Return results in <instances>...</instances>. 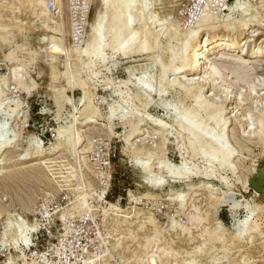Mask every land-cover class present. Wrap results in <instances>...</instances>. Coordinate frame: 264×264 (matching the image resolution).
<instances>
[{
	"label": "rangeland",
	"instance_id": "rangeland-1",
	"mask_svg": "<svg viewBox=\"0 0 264 264\" xmlns=\"http://www.w3.org/2000/svg\"><path fill=\"white\" fill-rule=\"evenodd\" d=\"M1 1L11 13L6 7L0 8L2 15H0V33L5 36L0 38V88L3 90L0 96V103L3 104L0 111V125L3 124L8 131L11 143L4 153H0V161L2 160L4 171L7 172L5 176H0V264H39L33 251L51 252L52 245L57 243L63 234L59 220L70 216L78 217L86 211L75 209L76 204L81 201L80 197L83 196L87 202L84 199L82 201L92 209L89 208L88 211H94L99 235L102 238V241L100 239L102 249L109 255L111 264H131L146 251L151 253L152 246L146 250L143 245L146 239L156 234L154 225L160 230L159 250L153 247L157 254L160 253L158 264H174L185 259H194V264H228L229 262H231L229 264H264V208L262 209L264 207V144L255 135V138L244 135V130L249 127L248 122L244 120V124L241 123L243 128L236 127V132L229 140V144L240 147L237 158L233 159L236 167L228 170L218 164L211 165L200 154L193 155L189 144L190 135L175 121L177 115L171 105L174 103L181 109L185 106L184 111L190 107L197 110L199 109L197 101L191 99L184 91L180 94L176 93L173 88L169 89L167 95L161 99L158 92L151 91L144 85V82L150 78H153L155 85H158L161 75L160 61L167 62L172 54L168 49L171 41L166 35L160 34L158 41L152 39L151 43L154 41L155 46L150 51L131 53L106 47L105 57L96 58L79 51L88 46L91 35L90 24L98 10L97 2L85 0V11H88V14L86 13V20L77 27L72 20L70 0H61L60 12L57 14H51L47 6L50 18L56 19L62 15L64 16H60L62 20L65 18L63 22L68 24L65 23L66 27L62 23V29L64 28V32L67 33L60 30L59 32L62 33L60 34L46 32L42 24L43 18L40 17L41 20L35 15V12H39L40 6L35 10L30 8L28 14L26 11L30 9L24 10L27 5L25 1L22 5L16 0L13 2L0 0V3ZM167 1L162 2L167 5ZM182 1H179L180 7L177 4L178 11L175 8L177 12H174L175 10L170 12L169 23L184 22L183 25L194 27L205 11L219 16L221 21L224 20L230 13L228 5L233 4L235 0H198L195 7L191 0ZM249 1L253 4L259 2V0ZM45 3L47 4V0ZM161 8L163 11L167 10L165 9L167 6L164 8L162 5ZM19 29L24 30L19 33ZM107 30L104 29V32ZM204 32L209 33L208 30ZM48 34L60 38L63 54L46 57L47 53L37 55L33 52L39 44L43 45L45 50H49L51 42L40 40ZM246 35L247 30L244 32L242 29L237 36L238 48L234 52L224 51V53L240 55L241 47L246 43ZM74 36L77 38L75 41ZM111 38L112 33H107L106 39L110 41ZM260 38L264 39V35ZM254 43V41L248 42L246 45L253 47ZM137 45L136 41L135 46ZM219 55L220 53H207L206 61H215ZM91 59L94 62L88 66L86 63ZM248 60L249 67H253L247 71V79H244L246 82L238 80L236 74L231 75L230 71L237 66L231 62L227 64L228 70L223 71L226 83L220 81L222 87L230 85L233 89L234 103L237 101L235 95L239 97L241 93L246 94V100L242 101L240 107L245 106L244 109L248 111L251 108L252 113L246 111L248 117L252 115V119L249 118L248 121L256 123L253 114L262 106L259 104L264 102L261 100L264 98V57L251 59L248 57ZM52 62L57 64L55 66L57 73L68 67L70 73L74 72L76 76L74 80L60 78L57 73L52 72L49 65ZM62 63H67V66ZM181 74L179 70L177 73L169 72L171 78ZM16 77L24 84H19ZM78 79L87 83L89 97L92 99L90 101L93 106L99 108L97 117L93 118L95 123L84 125L90 113L85 109V100L82 102L83 89L78 86L69 88L70 84L79 81ZM192 108L189 110L192 111ZM149 115L153 120L147 118ZM153 116L167 121L168 125L166 124L163 135L158 132L155 134ZM247 116L242 118H248ZM135 127L136 129L139 127L138 132H131ZM64 128L70 130L74 137L81 139L78 149L77 147L76 150L74 149L76 153H69L67 145L56 146L63 139H60L59 134L58 138L57 133ZM146 134L152 139L149 142L151 147H148L156 152L153 153L154 155L157 154V157L150 156L152 160L149 161L151 169L148 174L136 161L138 156L145 158L148 156L144 155V152L134 151L129 145L131 142H139V139L146 137ZM32 137H36L41 148H45L47 152H50L49 149L52 150V146L59 148L52 150L53 155L47 157L51 159V162L47 163L51 165L49 166L51 170L44 164L33 165L35 160L27 162L18 160L19 155L23 157L27 150L33 152L29 140ZM151 143L154 145L159 143L162 149H155ZM84 146L88 148L86 153ZM81 156L86 157V164L82 162ZM159 160L170 166L174 165L171 166L174 169L177 165L181 167L186 161L189 163L187 168L198 174L193 173L188 179L172 177L168 173V168L166 171L165 168L162 170L164 166ZM160 165L163 167L159 168ZM206 173L210 176L205 175ZM163 175L165 176L162 177ZM160 178H166L167 181L157 186L155 181ZM153 183L155 187H152ZM190 185L195 189H191ZM182 192L190 193L185 196V205L182 204L180 195H177L183 194ZM225 194L229 201L221 200L222 195ZM171 195H176L174 196L176 199L179 197L175 200ZM237 201L239 206L232 208ZM248 206L257 207L259 211L252 213ZM44 211L51 214L50 223L52 220L58 222L51 238H42L35 234L32 236V232L38 227L33 219ZM191 215H195L193 219L189 218ZM247 219L253 229L238 234L242 221ZM172 220L177 223L179 221L180 224L172 228ZM22 221H26L29 226L33 225V228H28L27 234L25 233L27 237L29 236L27 240L30 238L28 242L26 241L27 244L23 240L25 234L21 236L16 228L17 223ZM220 223L224 229L218 228ZM179 225L188 227L189 231ZM31 244L32 250L29 251ZM166 249L171 253L165 255ZM133 257L136 258L132 260ZM91 263L93 264L92 261Z\"/></svg>",
	"mask_w": 264,
	"mask_h": 264
},
{
	"label": "bare ground",
	"instance_id": "bare-ground-1",
	"mask_svg": "<svg viewBox=\"0 0 264 264\" xmlns=\"http://www.w3.org/2000/svg\"><path fill=\"white\" fill-rule=\"evenodd\" d=\"M6 1H4V2H6ZM13 1L14 0H12V2ZM16 1L20 2L21 5L23 3L25 4V2L27 3V5H25V9H24L25 11L30 9V8H33L35 10L37 6H40L39 12H35V15H36V18L37 17L43 18V20L41 18L40 19L42 20V24H43L44 28L47 30V31L45 30L46 32L49 31V32H53V33L62 34L61 32H59L60 30H62L63 33H67L66 31L64 32V30H63L64 28L62 29V23H64L63 20L65 18L62 20V18L60 17L62 15H60L59 18H56V19L50 18L49 14H48V9H47L48 5L45 3V0H16ZM93 1L97 2L98 10H97L95 17L93 18L92 23L90 24V30H91L90 34L91 35H90V39L88 41V46L86 48L80 50L79 51L80 53L91 55V56L93 55L96 58H100V57H105L106 47H114L115 50H117V51H124V52H131V53L132 52H140V51L145 52L148 50L150 51L155 46L154 41H158L157 39H159L158 36H160V34H164V36L166 35V37L171 41V45H169V47H168V49H170L172 52V54L170 55V58L168 59L167 62H163V61L161 62L160 61L161 75H160L158 85L157 84L155 85L153 78H150L147 81H145L144 85L147 87V89H150L151 91L158 92L159 93L158 96H160V98L162 97L161 99H163L164 95L165 96L167 95L166 93L169 92V89L173 88L174 90L177 91L176 93L180 94V93H182L181 91H184L185 94H187L191 99H194L197 101V106L199 109L196 110V108L190 107L189 109L192 108V111L189 109H188L189 111L187 109H186L187 111L186 110L184 111L183 109L185 108V106H184V108L181 109L180 107H178V105H175L174 103H172V105H171L172 107H174V110H175L176 115H177L176 118H174L175 121L178 122V124L183 128V130L185 132L188 133V135H190L189 136L190 137L189 144H190V148L193 150V155H199L200 154L211 165L212 164L213 165L218 164V165H220V167L228 168V170L236 167V166H234L235 161H233V159L237 158V156H238L237 151H240V147L232 144V145H234V147H233L231 144H229L230 143L229 140H230V137L232 136V134L234 132H236L235 131L236 127H238V128L242 127L243 128L241 123H243L244 120H246L248 122L247 125L249 126V127H247L246 131L244 130V132H243L244 135L246 134L247 136H251V138H255L254 137V135H255L264 144V105H263L264 102L262 103L260 101L261 103L259 105L262 104V106L260 107V109H258V110L256 109L257 111L255 112V114H253L255 117V119L253 118V120L256 123H251L250 121H248V119L250 118L249 120H251L252 115H251V117H248L249 115L247 116L246 111L252 113L251 111H253V110H251V108H250L248 111L247 109H244L245 106L240 107V104H242V101L246 100V94L241 93L240 96L238 95L239 97H237L235 95L234 98L237 99V101H236V103H234L232 100L233 99L232 94L234 92L233 89H231L230 85H228V86L225 85V87H222V82H221V81H225V83H226V78H225L226 76H224L225 72H223V71L228 70V65H227L228 63L231 62L232 64H237V66L234 67L236 69L230 71L231 75L236 74V77H238V80L246 82V80H244V79L246 78V75L248 76L247 71H249L248 69L250 67H253V66L249 67L250 61L248 60V57H249V59L264 57V39L260 38L261 36L264 35V31H263L264 30V0H259V2L257 4L256 3L253 4L249 0H235L233 4L228 5V7L230 9V13L227 15V18H225L222 21L220 20L219 16H214L211 13H209L208 11H205V13L202 15V17H199L200 19L197 21L196 26H194V27H190V26L187 27V25L186 26L183 25L184 22L183 23H178V22L169 23L171 21L170 20V17H171L170 12H173L174 10H175L174 12L178 11L179 8H176V7H178L177 4L178 5L181 4V2L179 3L180 0H168L167 5L166 4L164 5L162 2V1L165 2V0H93ZM60 2H61V0H60ZM14 4H13V6H14ZM16 4H18V3L16 2ZM162 5L164 6V8H165V6H167V8H165V9H167L168 11L164 10L165 11L164 12L162 10L163 8H161ZM1 7L5 8L6 7L5 3H3V2L0 3V8ZM179 7H180V5H179ZM13 8H15V7H13ZM175 8L177 9V11ZM6 10L8 11L9 9H7V7H6ZM0 11H1V9H0ZM29 11H31V9L26 11V12L28 14H30ZM10 13H11V11H10ZM15 14H16V12H15ZM15 14H14V16H15ZM236 14H239V16H237ZM35 15H34V17H35ZM1 16H0V19H1ZM16 16H18V15H16ZM62 17H64V16H62ZM173 17L174 16H172V18ZM67 22H68V20H67ZM65 23L63 25H65ZM157 27H160V28H157ZM106 28L108 30H107V32H104V29H106ZM242 29L244 30V32L247 30V35L245 36L246 43L244 45H242V47H241L242 48L241 54L233 56V55H231V53H224V51L234 52L238 48V46L236 45L237 40H238L237 36H238V33ZM21 30L20 29L18 30L19 33L21 32ZM65 30H66V28H65ZM206 30H208L209 33L205 34L204 31H206ZM250 30H252V31H250ZM68 32H69V30H68ZM72 32L73 31H71V33ZM107 33L108 34L112 33V38L110 41L106 39ZM125 33L127 35H124ZM1 37H5L4 34L0 33V38ZM256 37H258V38H256ZM14 39H16V38H14ZM44 39H45V41L49 40L51 42L49 50H45V47L43 45L39 44L35 48V50H33V52L35 54L45 55L47 53L46 57L48 55H52V56L56 57V55H60V54L64 53V49L59 42L60 38L58 39L57 35L56 36L54 34H51V35L48 34V36L45 35V36L41 37V39H40L41 42H42V40L44 41ZM152 39L154 41L151 43ZM136 41L138 43L137 46H135ZM253 41L255 42L253 47L251 45H246L248 42L253 43ZM211 52L212 53H220V55L217 57V59L215 61L207 62L206 61L208 58L207 53H211ZM49 57H51V56H49ZM57 58H59V57H57ZM53 59H54V57L52 58V60ZM62 60H64V59H62ZM93 62H94L93 59H91L86 64L88 66H91ZM53 63L54 62H52L51 64L49 63L50 69L52 72L54 71V73H57L55 66L58 64V59H57V64L56 63L53 64ZM62 64H65V63H62ZM66 68H67L66 70L61 71L60 73L58 71L57 76H60V78L61 77L62 78H68V80H70L72 78L74 80V78L76 77L75 74H73L74 72L72 73L73 74L72 75L70 73L68 67H66ZM178 70L180 71V73H182L181 76H175V77L171 78L169 75V72L174 71L175 73H177ZM14 73H17V72H14ZM52 75H55V74H52ZM17 77H18V75H17ZM17 77H16V79L18 80ZM55 78H58V77H55ZM55 78H54V80H56ZM78 80L79 81H74L73 83H71L69 88L73 89L76 86H78V87L83 89L84 95H83V101L82 102H84V100H85V102H84L85 103V109H88L89 112H87V113H90V115L88 114L89 116L87 115L88 117L86 116L87 118L85 119L84 125L92 124L94 122V119H95L94 117H97V115H98L99 108L97 109V107L93 106L94 104L92 105V103L90 101L91 98L89 97V86H87V83H85L81 79H78ZM17 82L19 84H24L22 80H18ZM58 86H59V84H58ZM253 89H254V87H253ZM209 90H211V91H209ZM220 91L223 94H221ZM2 93H3V90L0 88V96L2 95ZM250 97H252V96H250ZM263 99H261V100L264 101ZM238 101H239V103H238ZM195 102H193V104ZM2 105L3 104L1 102L0 103V111L2 109ZM16 108H17V106H16ZM186 108H187V106H186ZM254 108H256V107H254ZM13 111H15V109ZM227 115H229V117H227ZM169 116H171V115H169ZM246 116L248 118H245V119L242 118V117H246ZM150 117L151 116L149 115V117H147V118L150 119ZM150 120H153V119H150ZM152 122H153L152 124H154V127H155V131H156L155 134H157V132H158V134L163 135L164 128L167 124V121L162 119V118H159V119L155 118L154 121H152ZM232 125H234V126H232ZM253 125L255 127H253ZM140 126H142L141 123H140ZM250 126H251V128H250ZM248 128H249V130H248ZM137 129L135 127V130L134 131L132 130L131 132H138ZM155 131L153 130L152 133H154ZM147 132H149V131H147ZM245 132H247V133H245ZM58 134H59L60 139L61 138H63V139L59 143V145H56V146L62 147V146L67 145L66 147L69 149L68 150L69 153H76L77 151L74 152V149L76 147L78 149V145L80 144L81 139L74 137V134L73 133L71 134L70 130H68L67 128L60 130V132L57 133V137H58ZM80 136L82 138L83 135L81 134ZM128 136H129V134H128ZM149 136L150 135L147 136V134H146V137L139 139V142L138 141L137 142H131L129 144V145H131V147L134 151L144 152V155L148 156L146 158L145 157H139V156L136 157V161L141 165V167L143 168V170L147 174L150 173V169H151V167L149 168V161L152 160V158H150V156L155 157V155H156V157H157V154H155V155L153 154L156 152H153L154 150H152L148 147V146H150V143H149V142H151L150 140H152V139H149ZM129 138H131V137L129 136ZM0 140H1V142H0V153H4V151L7 148H9L10 143H11V139L8 137V131L6 130V128L4 127L3 124L0 125ZM29 140H31L30 146L33 148V152L31 153V152H29V150H27L23 157H20V155H19L18 160H20L21 162H25V161L27 162V161L35 160L36 162L33 165H37V166H39V164H44L46 166L47 163L51 162L50 161L51 159H47V157L53 155V153L51 151L52 150L55 151V149L57 147L54 148L55 146H52V150L49 149L50 152H47L48 150L46 151L45 148L44 149L41 148L40 143L38 142L36 137H32V139H29ZM250 140H252V139H250ZM155 142H156V140H155ZM148 143H149V145H148ZM151 144H153L152 147H154L155 149H162V147L159 145V143H158V145H154V143H151ZM57 149H59V148H57ZM86 149H88V148H86L84 146V153H86ZM80 152L82 154V151H80ZM160 157H163V156H160ZM81 158H83L82 162H84V164H86V157L81 156ZM162 159L164 160V158H162ZM165 159H167V158L165 157ZM160 160H161V158H160ZM165 161H168V160H165ZM232 161H233V164H232ZM80 162H81V160H80ZM82 162H81V164H82ZM161 165H163L164 167ZM161 165L159 168L163 167L162 170H164V168H165L164 171H166V168H168L169 169V172H168L169 175H171L172 177H175V178L188 179L189 177H191V174H193V173L198 174V172H193L191 169L187 168V166H189V163L186 161H185V163L182 164V166L180 165L181 167H178L179 165H177L176 169L171 167V166L174 167V165L171 164V166H170V164H167L164 161ZM49 166H51V165L46 166L47 169L49 168ZM154 166L155 165H153V167ZM36 168H39V167H36ZM6 173L7 172L4 171V166H3V163L1 160L0 161V176H5ZM161 174H160V176H161ZM211 174H213V171ZM205 175L208 176L209 173H206ZM164 176L165 175H163L162 177H164ZM167 178H168V174H167ZM160 179L156 180L157 182L155 181V179L152 181L153 182L155 181L157 186H161V185L165 184L167 181L166 178H163L161 180ZM150 183H151L150 185H152V182H150ZM153 185H154V183H153ZM152 187H155V185ZM190 187H191V189H195L193 187V185H190ZM208 189L210 190V188H208ZM246 189H248V188H246ZM182 193L183 194H177V195H180L181 202L183 204L186 201L185 196L187 195L188 192H182ZM148 194L152 195L150 193H148ZM189 194L190 193H188V195ZM171 196L174 197L176 195H171ZM147 197H149V196H147ZM150 197H152V196H150ZM178 197H177V199H178ZM187 198H189V196ZM82 199H84V196H83V198L80 197L79 200H81V201H79L76 204L75 209H78V210L81 209L82 211L83 210L88 211L90 206H88L85 203V202H87V201H85L86 199H84L85 202H83ZM170 199L172 200V198H170ZM174 199L177 200L175 197H174ZM211 199H212V197H211ZM221 200L229 201V200H227L226 194L224 196L222 195ZM214 202H216V201H214ZM247 203H249V202L247 201ZM182 204H181V206H182ZM184 205H185V203H184ZM247 205H249V204H247ZM208 206H211V205L208 204ZM238 206H239V204L237 201L233 204L232 208H235ZM111 207H113V206L111 205ZM215 207H217V206H215ZM263 208L264 207H262V209ZM248 209L252 213H254L258 208L257 207L253 208L252 206H250ZM257 211H259V210H257ZM115 214H117V213H115ZM208 215H210L209 212H208ZM194 216L191 215V216H189V218L193 219ZM254 216H256V215H254ZM187 219H188V217H187ZM196 219H197V215H196ZM243 219H245V218H243ZM197 221H198V219H197ZM149 222H150V220H149ZM151 222H152V224H154L153 220H151ZM171 223H172V228H173V227H176L178 225L179 221L177 223V221L172 220ZM241 224L242 225H240V227L238 228V231H237L238 234L249 232V230L253 229V227L250 225L249 219H247L246 221H242ZM16 226H17L16 228H17L18 232L20 233V235L23 236L25 233L27 234L26 231L28 230V228L32 227L33 225L29 226V224L26 221H22L21 223L20 222L17 223ZM154 226L156 229V231H155L156 234L153 235L152 237H149L148 239H146V243H144V245H143V247L146 250L149 249L151 246H152L151 247L152 251L156 248L159 250V246H158L159 236H158V234L160 233V230H159V227H157V225H154ZM179 226L182 227L184 230L189 229L188 227H183V225H179ZM218 226H219L218 228H221V229L224 227L221 223ZM143 227H146V226H143ZM31 230H33V229H31ZM26 234H25V237L23 238V240L25 241V244H27V242L30 239L29 238L27 240V238L29 236L27 237ZM227 241H228V239H227ZM153 247H154V249H153ZM161 250H163V249L161 248ZM152 251H151V253H152ZM146 252L144 253L143 256L138 257L136 259V262H132L131 264H158V258H160V253L157 254V252H155V250L153 251L154 253H152V254L150 253V251H146ZM148 252H149V254H148ZM163 252H165V251H163ZM170 253H171V251L167 250L165 255H168ZM135 258L133 257L132 260ZM228 259H229V257H228ZM193 260L194 259H191V260L185 259V260L180 261V262L176 261L174 264H184V263L185 264H189V263L194 264ZM227 263H228V261H227ZM229 263H231V262H229Z\"/></svg>",
	"mask_w": 264,
	"mask_h": 264
},
{
	"label": "built area",
	"instance_id": "built-area-1",
	"mask_svg": "<svg viewBox=\"0 0 264 264\" xmlns=\"http://www.w3.org/2000/svg\"><path fill=\"white\" fill-rule=\"evenodd\" d=\"M195 7L196 1L191 0ZM189 3V2H188ZM60 0H47L48 9L51 14L60 12ZM186 6V5H184ZM193 7V10L195 9ZM70 10L74 26L77 27L86 20L88 11H85V0H70ZM192 11V10H191ZM194 12V11H193ZM87 13V14H86ZM86 14V15H85ZM75 38V36H74ZM77 38L74 39V41ZM94 211H83L78 217H68L59 220L63 230L61 238L54 243L50 249L51 252L33 251L34 257L39 264H111L109 255L102 249V238L99 235V227L96 223ZM48 212H40L33 219L37 229L32 232V236L40 235L42 238H51L56 231L58 224L52 220L50 223ZM84 234V236H82ZM101 239V241H100ZM32 250V244L29 251Z\"/></svg>",
	"mask_w": 264,
	"mask_h": 264
}]
</instances>
